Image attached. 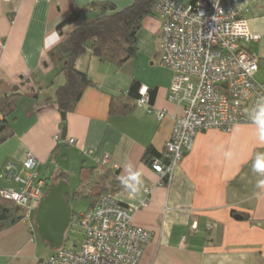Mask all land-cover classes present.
<instances>
[{
	"label": "crops",
	"instance_id": "obj_1",
	"mask_svg": "<svg viewBox=\"0 0 264 264\" xmlns=\"http://www.w3.org/2000/svg\"><path fill=\"white\" fill-rule=\"evenodd\" d=\"M133 1L0 0V38L4 40L0 80L18 85L22 93L12 121L13 134L0 145V173L7 164L14 165L13 173H20L26 152L35 156L36 170L45 178L55 167L68 172V159L79 161V167L104 160L116 171L113 195L121 204L136 208L132 224L152 234L138 264H264V187H257L264 175L253 171L256 155L264 154V142L258 139L254 123L237 124L229 132H198L192 149L167 183H162L144 160L148 146L164 152L174 116L182 108L167 98L171 79L167 87L149 85L137 79L129 66L140 54L159 62L158 16L150 14L142 19L137 49L128 62L116 66L88 54L78 59V68L87 73L93 85L86 88L62 123L53 99L64 77L56 73L48 56L62 37L57 26L91 3L110 2L121 9ZM238 7L249 30L261 36L247 47L258 58L256 78L264 88V0H239ZM107 13L92 8L66 23L61 32L65 35ZM52 33L59 40L48 47L46 40ZM133 82L149 88L151 102L126 116L109 115L110 98L128 90ZM151 107L164 109V118L158 120ZM69 138L75 143H68ZM226 152L232 157L227 158ZM60 154L61 163L57 158ZM128 164L141 172L143 181L135 197L128 195L120 181L127 175ZM4 187L16 184L0 178V189ZM146 188L149 201L140 207ZM192 222H196V230L191 228ZM80 238L71 247H76ZM55 251L40 242L35 225L32 228L24 219L0 231V264H41Z\"/></svg>",
	"mask_w": 264,
	"mask_h": 264
},
{
	"label": "built area",
	"instance_id": "obj_2",
	"mask_svg": "<svg viewBox=\"0 0 264 264\" xmlns=\"http://www.w3.org/2000/svg\"><path fill=\"white\" fill-rule=\"evenodd\" d=\"M238 4L239 0H156L152 7V13L160 18L159 62L173 72L167 98L182 107L174 116L164 152L149 163L162 183L170 180L175 167L192 149L198 132H229L237 124H251L253 111L264 100V88L256 78L258 58L247 47L261 36L249 30ZM3 47L0 38V51ZM138 93L136 104L141 108L148 104V87L141 85ZM150 111L158 120L166 115L164 109L151 107ZM67 142L74 144L75 140ZM36 166L35 156L26 152L20 173L12 172L13 164L0 173V178L16 184L1 188L0 196L22 206L23 219L32 228L34 203L48 187ZM148 194L146 188L140 207L148 203ZM135 210L114 195H101L92 209L71 220L74 228L82 230L78 245L62 246L40 263L138 264L152 234L132 224ZM196 227L192 222L191 228Z\"/></svg>",
	"mask_w": 264,
	"mask_h": 264
},
{
	"label": "trees",
	"instance_id": "obj_3",
	"mask_svg": "<svg viewBox=\"0 0 264 264\" xmlns=\"http://www.w3.org/2000/svg\"><path fill=\"white\" fill-rule=\"evenodd\" d=\"M195 1L197 0H192L191 3ZM155 2L156 0H134L121 9L116 8L110 2L91 3L74 11L57 26L62 37L48 51V56L56 73L64 77V82L56 88L53 99L57 111L64 115L62 116L63 125L66 114L75 109L86 88L93 85L87 73L78 68V59L88 54L102 62L116 66L131 60L137 49V32L141 27L142 19L153 14L152 7ZM92 8L109 11V13L74 27L65 35L61 32L66 23L78 20L82 14ZM139 87L137 82H133L128 90L112 96L108 105V114L126 116L136 111L138 109L136 100L140 97ZM21 95L18 85H9L0 80V145L13 134L12 121ZM151 100L148 88V103ZM159 156L161 154L153 146H148L144 152V160L148 164L153 157ZM68 175V172L55 167L50 176L46 178L47 186L59 179L67 181ZM76 177V184L66 198L69 202L71 197L74 199L83 197L87 200L88 206L79 213H74L71 208L72 220L92 209L101 195H113L116 171L109 169L104 161L89 166L82 163L77 170ZM46 192L47 188H45L44 195ZM23 218L22 206L0 196V231L18 223ZM69 228H74L72 223Z\"/></svg>",
	"mask_w": 264,
	"mask_h": 264
},
{
	"label": "water",
	"instance_id": "obj_4",
	"mask_svg": "<svg viewBox=\"0 0 264 264\" xmlns=\"http://www.w3.org/2000/svg\"><path fill=\"white\" fill-rule=\"evenodd\" d=\"M61 116H64L61 114ZM70 185L64 179L52 182L34 210V225L40 238L54 249L64 244V236L72 220L71 206L66 198ZM235 218H241L236 215Z\"/></svg>",
	"mask_w": 264,
	"mask_h": 264
},
{
	"label": "rangeland",
	"instance_id": "obj_5",
	"mask_svg": "<svg viewBox=\"0 0 264 264\" xmlns=\"http://www.w3.org/2000/svg\"><path fill=\"white\" fill-rule=\"evenodd\" d=\"M129 66L131 68V71L133 74H135V77L137 79H140L142 82H147L149 85H153L158 83L160 87L168 86L167 84L169 83V80L173 78V72L169 71L167 68L163 67L160 65L158 60L156 59H146V57L142 56L140 54L139 56L134 57L130 62ZM172 72V73H171ZM172 77V78H171ZM63 153V152H61ZM58 162L61 163L62 160V155H58ZM66 169L69 172L67 182L70 185V187H74L77 181L76 173L79 167V161H68L65 162ZM46 175V174H44ZM43 176V175H42ZM45 177V176H43ZM38 201H35L34 203V210L38 204ZM69 204L74 211V213H79L84 211L87 206L88 202L85 198L83 197H71L69 199ZM34 210H33V215H32V222L34 221ZM82 230L80 228H68L65 236H64V247H71L73 244L77 243L79 238L81 237ZM38 234V233H37ZM38 239L40 242L45 243L40 236L38 235Z\"/></svg>",
	"mask_w": 264,
	"mask_h": 264
},
{
	"label": "clouds",
	"instance_id": "obj_6",
	"mask_svg": "<svg viewBox=\"0 0 264 264\" xmlns=\"http://www.w3.org/2000/svg\"><path fill=\"white\" fill-rule=\"evenodd\" d=\"M58 40L59 36L56 33H52L46 40V46L51 47ZM141 103H144V101H141ZM252 120L257 127L258 139L264 142V100L258 102L256 109L253 111ZM225 156L231 158L232 153L226 152ZM125 171L127 175L120 177L121 184L130 197H135L143 184L141 172L135 170L131 164L126 165ZM253 171L264 175V154L256 155L253 163ZM257 187H264V180H260L257 183Z\"/></svg>",
	"mask_w": 264,
	"mask_h": 264
}]
</instances>
